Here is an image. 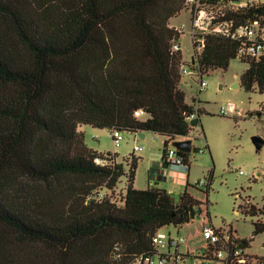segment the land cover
I'll return each mask as SVG.
<instances>
[{
  "label": "trees",
  "instance_id": "16d2710c",
  "mask_svg": "<svg viewBox=\"0 0 264 264\" xmlns=\"http://www.w3.org/2000/svg\"><path fill=\"white\" fill-rule=\"evenodd\" d=\"M239 1L201 0L235 26L264 23V1ZM185 2L0 0V264H133L155 254L158 230L190 222V205L198 212L187 191L175 201L166 189L136 188L139 157L94 150L81 129L152 131L165 138L164 164L170 141L191 138L189 117L199 124L204 110L181 85V34L170 22ZM239 45L208 34L196 60L207 72L227 69ZM247 62L241 85L264 92V54ZM248 204L243 213L264 215ZM253 225L243 248L264 231Z\"/></svg>",
  "mask_w": 264,
  "mask_h": 264
},
{
  "label": "rangeland",
  "instance_id": "374dc122",
  "mask_svg": "<svg viewBox=\"0 0 264 264\" xmlns=\"http://www.w3.org/2000/svg\"><path fill=\"white\" fill-rule=\"evenodd\" d=\"M248 1L250 0L239 2L244 5ZM188 18L189 12L184 8L172 23L180 25L187 22ZM180 41L183 60L189 63L193 45L187 31L181 35ZM248 65L247 61L236 57L227 69L217 68L205 72L203 79L207 86L202 90L197 75L186 76L189 84H181L188 101H195L199 104L196 106L204 110L199 117L200 123L192 126L193 146L199 150L190 153L189 169L163 166L165 138L152 131H145V138H137L134 132L122 131L124 139L119 146H115L110 129L91 125H83L81 128L87 145L92 149L101 153H117L118 161H123L132 153L139 157L134 182L136 188L166 189L175 201L185 191L204 200L196 217L186 227L180 229L171 225L163 228V231L170 232L173 236H186L190 239L188 246L181 245V250L188 248L190 251L204 252L205 241L195 237L202 229L200 213L204 210L203 205L209 211L210 224L215 228H231V232L234 231L240 239L252 237L253 221L264 222V215H246L241 209V205L248 206V202L258 207L264 205V145L257 150L253 142L255 135L264 138V112L261 116L258 115L264 104V92H250L241 85L240 76ZM235 83L239 85L234 87ZM222 107L228 108L230 113L222 114ZM136 144L143 146V149L135 151ZM126 167L128 169L127 164ZM151 167L155 168L150 174ZM231 167H235L237 171H232ZM159 170H164L165 178L161 177ZM238 170H243L246 174H240ZM201 179L205 180L204 185L198 184ZM126 182V176H122L114 193L118 198L123 192L119 188H125ZM245 250L250 260L258 263V258L264 257V231L256 234ZM187 263L195 264V261L189 258ZM200 264H218V261L202 260Z\"/></svg>",
  "mask_w": 264,
  "mask_h": 264
},
{
  "label": "built area",
  "instance_id": "2783aa9c",
  "mask_svg": "<svg viewBox=\"0 0 264 264\" xmlns=\"http://www.w3.org/2000/svg\"><path fill=\"white\" fill-rule=\"evenodd\" d=\"M239 5L242 4L239 3ZM185 6L189 12L188 21L182 22L175 28L181 35L186 31L189 33L193 45L194 63H182L180 67L181 76L182 78L189 75L199 76L200 90L207 86L206 81L203 79V74L207 71L200 66L196 58L205 47L206 36L208 34H224L239 41L237 58L242 60L252 61L264 54V23L261 21L248 20L246 23L235 26L233 21L222 19L225 13L221 7L203 4L201 0H186ZM173 48L175 50L181 48L180 39L174 41ZM262 109L264 110V105ZM221 113L228 115L230 111L228 108L222 107ZM142 114V110L136 111L137 116H141ZM196 116L195 113L190 115L189 122ZM136 137L139 138L140 136L136 133ZM123 139L122 131L118 129L112 130V140L115 146H119ZM181 139L186 138L182 137ZM172 142L173 140L169 142L165 152V164L171 167H184L188 169V162L179 154L180 151ZM142 149L143 146L138 144L134 147L135 151ZM98 161L102 160L98 159ZM230 169L237 171L235 167H231ZM238 172L246 174L243 170H238ZM198 184L204 185L205 180H199ZM203 206L204 210L200 213L202 229L195 235V237L205 241L203 253H198L196 250L190 251L189 249L181 250L180 246H188L190 239L186 236H173L170 232L163 231V227L157 231L153 238L156 249L155 254L144 259L143 257L140 258V262H144V264H188L187 260L192 258L195 262L202 259L216 260L218 264H257V262L250 260L245 248L237 242L238 239L234 231L231 232V228H215L210 224L207 208L205 205Z\"/></svg>",
  "mask_w": 264,
  "mask_h": 264
},
{
  "label": "water",
  "instance_id": "95a60500",
  "mask_svg": "<svg viewBox=\"0 0 264 264\" xmlns=\"http://www.w3.org/2000/svg\"><path fill=\"white\" fill-rule=\"evenodd\" d=\"M192 63H194V58L192 60ZM239 84L235 83L234 87H237ZM260 115V113L258 114ZM190 124L192 126H195L198 124V118L197 116L190 120ZM137 135H139L141 138H145L146 134L145 131H139L137 132ZM253 142L256 146V149L259 150L264 145V138H262L259 135H255L253 137ZM172 144L182 152L191 153L192 152V146H193V140L192 138H186V139H174ZM196 208L193 205H190L189 214L186 213L185 220L188 221L189 218H195L196 217Z\"/></svg>",
  "mask_w": 264,
  "mask_h": 264
},
{
  "label": "crops",
  "instance_id": "0c3cea01",
  "mask_svg": "<svg viewBox=\"0 0 264 264\" xmlns=\"http://www.w3.org/2000/svg\"><path fill=\"white\" fill-rule=\"evenodd\" d=\"M181 14V13H180ZM174 18H172L171 19V25H173V26H179V25H175V24H173L172 23V20H173ZM187 21H188V19H187ZM185 22V21H184ZM193 54H194V52H193ZM192 60H193V55H192V58H191V60L189 61V62H192ZM184 62H186L185 60H184ZM182 84H184V85H187V84H189V81L186 79V78H182ZM188 100V99H187ZM197 105H199L198 103H196ZM264 105V104H263ZM263 105L260 107V109H261V112H258V114L260 113V115L259 116H261L263 113L262 112H264V110L262 109V107H263ZM82 128V127H81ZM111 132H112V130H111ZM136 134V133H135ZM111 136H112V134H111ZM192 138V137H191ZM179 139H181V138H179ZM118 161V160H117ZM189 165V164H188ZM163 166H165V167H167V165L166 164H164L163 163ZM189 169V168H188ZM160 171V170H159ZM160 173H161V177L162 178H165V174H164V170H161L160 171ZM119 189H122V191L124 192V189L125 188H123V187H121V188H119ZM199 201H201L202 202V204H204V200L203 199H200ZM249 203V202H248ZM197 213V212H196ZM192 219V218H191ZM201 223V222H200ZM189 224V222L188 223H186V224H184L182 227H180V229L181 228H184V227H186L187 225ZM202 226V225H201ZM238 239H240V237H238V236H236ZM180 249H181V246H180ZM186 249H188V248H186ZM202 261V259L201 260H197V262H195V264H200V262ZM205 261H211V260H205ZM135 263H138V264H140V261H137V262H135ZM134 264V263H133Z\"/></svg>",
  "mask_w": 264,
  "mask_h": 264
}]
</instances>
